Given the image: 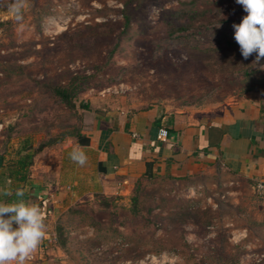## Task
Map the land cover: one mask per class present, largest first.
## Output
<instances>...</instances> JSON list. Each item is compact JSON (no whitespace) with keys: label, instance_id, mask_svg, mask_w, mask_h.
<instances>
[{"label":"rangeland","instance_id":"374dc122","mask_svg":"<svg viewBox=\"0 0 264 264\" xmlns=\"http://www.w3.org/2000/svg\"><path fill=\"white\" fill-rule=\"evenodd\" d=\"M10 3L12 0H0V22L12 23L10 29L0 28V42L4 45L1 60H18L32 76L61 83L68 81L71 72L91 74L95 72V65L106 63L115 40L103 38L97 46L80 47L73 45L75 40L65 33L72 35L88 23L120 19L121 2L27 0L22 24L8 10ZM178 5L179 0H143L136 10L138 23L126 36L122 50L115 53L94 85H84L88 89L81 97L101 110L134 113L155 106L169 112L211 108L240 96L241 85L230 83L203 49L234 38L233 24H239L247 13L235 0H224L225 21L163 38L164 30L159 27L161 17ZM228 54L238 68L259 67H252L255 54L244 59L240 48L236 52L229 50ZM260 64L264 65V59ZM39 108L43 109L42 114L38 113ZM66 113V108L54 98H48L47 93L36 92L33 83H24L11 93H0V152L4 150L3 141L10 126L16 130L7 148L16 141L36 145L45 130L56 133L60 130L59 123L75 120V116L69 118ZM142 183V204L156 205L150 217L158 224L144 227L140 221L134 237L130 238V248L120 249L112 237L98 236L92 227L74 222L70 225L73 233L67 248L62 249L65 264H193L190 254L198 259L206 256L214 264H231L237 246L236 264H264V226L249 229L246 219V214L264 219V208L258 204L254 192L243 190L236 194L218 187L196 192L175 188L174 193L168 183L161 184L159 180ZM136 184L127 195L115 194L122 197L117 214H97L104 223L121 221V217L131 215L129 207ZM94 194L75 204L94 202ZM189 200L193 201L192 205L184 214L182 204L186 205ZM65 211L60 209L57 216L64 215ZM190 213L199 227L188 217ZM185 218L189 220L183 226L184 233L178 222ZM123 231H127L126 236L130 235L125 228ZM182 235L190 246H180L178 252L168 251L182 241ZM216 237L220 242L214 241ZM52 246L57 248L54 242Z\"/></svg>","mask_w":264,"mask_h":264},{"label":"crops","instance_id":"0c3cea01","mask_svg":"<svg viewBox=\"0 0 264 264\" xmlns=\"http://www.w3.org/2000/svg\"><path fill=\"white\" fill-rule=\"evenodd\" d=\"M162 127L169 130L165 140L158 137ZM85 134L90 138L86 146L68 139L38 154L27 180L17 174V161L26 153L21 148L32 143L13 140L0 153V186L25 189L45 214L47 232L34 253L36 264H65L63 250L52 246V224L60 209L97 192L127 195L149 161L157 177L194 192L218 187L236 194L254 192L255 183L264 180V90L196 110H110L99 114ZM75 147L86 153V165L69 158Z\"/></svg>","mask_w":264,"mask_h":264},{"label":"trees","instance_id":"16d2710c","mask_svg":"<svg viewBox=\"0 0 264 264\" xmlns=\"http://www.w3.org/2000/svg\"><path fill=\"white\" fill-rule=\"evenodd\" d=\"M117 1L121 2L123 5V8L120 9V19L110 18L102 22L88 23L78 28L72 35L65 33L66 37L75 40L73 41V45L80 47L97 46L103 38L115 40V43L110 45L111 51L108 57H106V63L104 65H95L94 73L71 72L68 81L66 83H61L55 80H42L32 76L27 70L26 65L20 63L18 60L0 59V72L2 73V77L0 78V93H11L16 91V89L24 83H33L36 92L47 93L48 98H54L63 105L67 110V117L70 118L75 116V120L59 123L58 126L60 130L58 132L52 133L45 130L44 137L40 139L36 145L31 144L29 147L24 146L21 148L19 151L20 153L24 150L26 152L21 155L17 161V165L20 167L17 174L21 175V180H27L29 167L34 164L35 157L41 152L61 145L68 139H72L83 146L88 145L90 138L85 134V131L93 124L94 117L96 118L99 114L107 112L105 109L101 110L98 107H93L92 102L83 99L81 95L88 89L84 85L86 83H90L89 86L94 85L93 83L96 82V78L100 76L109 64H111L115 53L118 50H122L124 40L132 29V26L138 23L136 10L138 7H141L140 4L142 5L143 0ZM223 2L224 0H179V5L176 9L166 11L161 17L159 27L164 30L162 33L163 38H171L177 33L186 32L192 28L209 27L215 23L225 21L226 19L223 16L226 9L223 7ZM144 21H146V19ZM11 25L12 23L10 20L0 22V28L5 30L10 29ZM147 30L144 31L147 32ZM2 49H4V45L0 42V56ZM238 49L239 45L234 38H226L217 46L203 50L208 53L207 57L215 60V66L218 67V71L222 72L225 76L227 75V80L230 83L241 85V93L239 95L251 91L264 90V71H261L259 67L238 68L236 62L229 56V50L236 52ZM37 110L39 114H42V108ZM31 112L32 111H30L29 114H31ZM14 130H16L15 126L9 127V132L3 141L2 148L4 150L0 153L3 154L7 151V147L14 137ZM22 169L24 172H22ZM143 180L153 182L159 180L161 184H169L166 178L157 177L154 171V163L152 161L147 162L146 173L142 178L138 179L131 196V206L129 207L130 216L121 217V221L112 220L109 223H104L97 214L99 212L110 213L111 215L117 214V209L120 207L119 200L122 197L120 195H108L103 192H97L94 194V202L87 203L86 205H81L80 203L73 204L66 209L64 215L58 216L54 224L55 230L53 229L55 233L53 240L54 246L56 247L59 245L58 247L61 249L67 248L70 234L73 233L70 225L75 222L76 224L92 227L100 234L98 236H103L105 238L112 237V240H114L120 249L130 248V238L134 237V233H136L141 223L140 221L143 222L144 227L158 224L155 219L150 217L156 205L150 204L145 207L142 204L140 192L143 189ZM169 186L170 190L176 193L175 186L172 184H169ZM254 194V197L258 198V204H261L264 208V198L255 192ZM192 202V200H189L186 205L182 204V209L185 210L184 214L190 209ZM246 215L249 229L264 226V219L259 220L255 219V217L250 214ZM63 216L66 217L63 218ZM188 217H191L193 221L195 220L194 215L192 216L191 213ZM187 220H189V218H185V220L178 222L179 228L181 227L180 230L184 231V233L185 229L183 226H185ZM193 223L197 224L199 227L196 220ZM203 225L205 226L206 223H203ZM178 226L176 225L175 229L178 228ZM123 228L128 230L131 236H126L125 233L127 231H123ZM181 240L180 243L169 247L168 251L178 252L180 246L183 248L190 246V243H188L183 235L181 236ZM214 241L220 242L219 237H216ZM223 244L222 242L220 246H223ZM236 250L237 251L233 254V257L235 256L233 258L234 260L231 264H236L237 262L239 246H237ZM190 255L194 260L193 264H214L213 260L206 256L198 259L193 256L194 254Z\"/></svg>","mask_w":264,"mask_h":264},{"label":"clouds","instance_id":"9594fccd","mask_svg":"<svg viewBox=\"0 0 264 264\" xmlns=\"http://www.w3.org/2000/svg\"><path fill=\"white\" fill-rule=\"evenodd\" d=\"M26 3L27 0H12L8 5L17 23L22 24ZM236 3L247 14L239 24H233L234 39L243 58L255 54L252 67L259 66L264 71V65L260 64L264 59V0H236ZM69 158L79 166L86 165L88 160L80 147L73 148ZM46 232L45 214L36 200L23 188L13 190L8 184L0 186V264H27Z\"/></svg>","mask_w":264,"mask_h":264},{"label":"built area","instance_id":"2783aa9c","mask_svg":"<svg viewBox=\"0 0 264 264\" xmlns=\"http://www.w3.org/2000/svg\"><path fill=\"white\" fill-rule=\"evenodd\" d=\"M169 136V130L166 127H162L159 129L158 137L159 139L165 140ZM254 192L259 196L264 198V180H259L254 185ZM31 264H36V257L33 254L32 257L29 259ZM130 262H127V264Z\"/></svg>","mask_w":264,"mask_h":264}]
</instances>
